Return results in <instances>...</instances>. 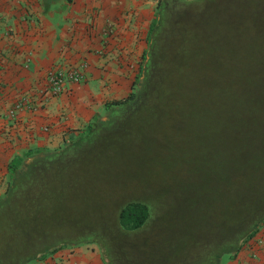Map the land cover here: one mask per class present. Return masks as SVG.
Wrapping results in <instances>:
<instances>
[{
	"label": "trees",
	"instance_id": "trees-1",
	"mask_svg": "<svg viewBox=\"0 0 264 264\" xmlns=\"http://www.w3.org/2000/svg\"><path fill=\"white\" fill-rule=\"evenodd\" d=\"M158 13L139 62L142 79L122 99L105 102L108 117L21 168L8 165L0 264H31L89 243L102 249L105 264H220L264 225V121L256 102L243 96L252 86L248 70H264V0H157ZM203 83L215 99L207 109L196 107L193 91ZM210 113L216 133L201 140L184 128L172 145L185 138L189 150L224 138L221 149L233 154L180 208L169 198L161 215L162 199L128 196L140 186L115 183L117 169L133 162L128 143L139 127L153 126L169 138L174 125L196 121L202 133ZM220 134L242 139V147ZM149 139L143 141L148 154L140 155L164 153L162 141ZM152 142L159 152L150 150ZM179 153L172 152L173 167L185 165Z\"/></svg>",
	"mask_w": 264,
	"mask_h": 264
},
{
	"label": "crops",
	"instance_id": "crops-1",
	"mask_svg": "<svg viewBox=\"0 0 264 264\" xmlns=\"http://www.w3.org/2000/svg\"><path fill=\"white\" fill-rule=\"evenodd\" d=\"M153 17V0H0V195L13 159L58 147L98 117L105 102L128 94ZM56 65L78 67L83 79L49 95L46 73ZM31 264L105 261L89 243ZM222 264H264V225Z\"/></svg>",
	"mask_w": 264,
	"mask_h": 264
},
{
	"label": "rangeland",
	"instance_id": "rangeland-1",
	"mask_svg": "<svg viewBox=\"0 0 264 264\" xmlns=\"http://www.w3.org/2000/svg\"><path fill=\"white\" fill-rule=\"evenodd\" d=\"M153 1H154V17H153V23H154L157 17L156 14L157 0H153ZM248 71L250 75L248 76V80L251 81L252 86H248V85L246 86L243 96L245 97L246 100L249 101V103L252 102L250 103L251 105H254L253 102H256L257 111L261 109V115H260L262 117L261 121H264V70L261 67H259L257 68V70L255 69L254 71H252L251 69H249ZM237 75L243 77L241 73H238ZM140 76L141 74L139 76L137 74V76L135 77L134 86L139 81ZM210 87H211L210 85L208 86L207 84L203 83L201 85H197L193 89V91H195L196 94L194 95L197 101L196 107L207 109L214 104V100H215L214 94L212 88ZM247 108L250 109L252 107L247 106ZM103 113L104 110L102 111L101 114ZM213 117L214 115L210 113V115L208 116V120L206 121V124H202L203 127L202 133H201V129L198 126V122L194 121L191 123L177 124L176 126L174 125V127H171L172 130L169 131L171 137L169 138L164 136L165 134L164 132L163 133L154 132L153 126L139 127L137 133L131 136L128 143V146L131 145V148H133V150L136 153L135 157L133 158V162L123 165L121 169L120 168L117 169L119 172L114 173L117 177L115 183L118 186H120L121 184L124 185L127 182L130 184H136L140 186L138 188H133L132 190H129V192H127L128 196L150 195L155 200H159V198L162 199V202L158 204L159 205L158 208L160 209L161 215L165 213L166 210L165 207L167 206L166 203L169 200V198H176L178 202V208H180L182 206L184 196L188 195L190 192L193 194L194 192L198 193L201 190L202 186L205 187L208 186V182L212 181V177L214 176L216 177L219 174V167L223 162H225L223 157H226V160H228L232 156L233 151L231 150V148H228L226 150L221 149V147L223 148V145L220 143L224 140L223 136L229 140L227 142L228 145L231 141L233 142L231 143V147H233V144H236V147H234L235 149H238V147H242L243 144L242 139L241 140L238 139L236 141L230 140L229 139L230 134L227 135L220 134L222 135L221 138H223V140L220 141L218 145L216 140H210L209 143L207 144L204 143L202 146H197L195 148L192 147L189 150H185V148L183 147V142L187 140L185 138L182 140V143L179 141L176 144L177 146L172 145L171 141L178 140L175 138H177L176 136L178 135V133L179 134L181 133L179 130L183 131L184 128L185 129L192 128V134L187 137L198 138L199 136H202L201 140L206 139V137L210 138L213 132L216 133L215 132L216 123L212 120ZM195 129L196 131L197 130L200 131L199 132L200 134L197 133ZM222 129L223 127L220 126L219 130ZM229 131L230 130L227 129V132ZM148 139L151 141H159V142L162 141V143L164 144V148H163L164 153H161V155L156 154L155 156H152L150 158L140 155V153H142L143 155L148 154L146 151L145 152L143 151L145 150V147L143 146V141H147ZM228 145L226 147H228ZM148 148L149 146L147 145L146 149ZM180 149H182V151ZM42 150H52V149H42ZM141 150L142 152H140ZM150 150L154 151L155 153L159 152L154 146L153 142L151 143ZM172 152H177V153L180 152L179 155L183 159H185V165L176 166V167L175 166L173 167L172 164L170 165L169 164L171 161L170 157L173 156ZM22 157L23 156L13 159L12 162L18 164ZM143 165H149V166L142 167ZM150 167L153 169L151 170ZM149 172H151V174ZM167 180H171V182H167ZM121 192L122 191H120V193ZM101 253H102V249H101ZM102 256L104 257L103 253Z\"/></svg>",
	"mask_w": 264,
	"mask_h": 264
},
{
	"label": "built area",
	"instance_id": "built-area-1",
	"mask_svg": "<svg viewBox=\"0 0 264 264\" xmlns=\"http://www.w3.org/2000/svg\"><path fill=\"white\" fill-rule=\"evenodd\" d=\"M82 79H83V74H82L81 69H79L78 67L77 68H66L62 65H56L50 68L46 73L47 86H46L44 93L47 92L49 95H58L63 91V89L65 88L66 84L69 81L79 82ZM23 106H24L23 104H21V106L18 105V108L23 107Z\"/></svg>",
	"mask_w": 264,
	"mask_h": 264
},
{
	"label": "water",
	"instance_id": "water-1",
	"mask_svg": "<svg viewBox=\"0 0 264 264\" xmlns=\"http://www.w3.org/2000/svg\"><path fill=\"white\" fill-rule=\"evenodd\" d=\"M157 20H159V13L157 14ZM141 79H142V75L140 76L139 81L136 83L135 87H137L139 85ZM108 115H109V111L105 109L103 114L99 115L98 117H96L93 120V123H95L97 120H105L108 117ZM49 152L50 151L40 150V151H36V152L25 154L21 158V160H20V162L18 164V167L21 168V167H23L24 164L28 163L30 160L34 159L35 157L40 156V155L48 154ZM224 258H225V255L220 257V261H221L220 264H222V261H223Z\"/></svg>",
	"mask_w": 264,
	"mask_h": 264
}]
</instances>
